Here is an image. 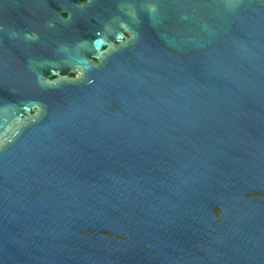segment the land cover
<instances>
[{"label": "water", "instance_id": "95a60500", "mask_svg": "<svg viewBox=\"0 0 264 264\" xmlns=\"http://www.w3.org/2000/svg\"><path fill=\"white\" fill-rule=\"evenodd\" d=\"M0 264H264V0H0Z\"/></svg>", "mask_w": 264, "mask_h": 264}, {"label": "flooded vegetation", "instance_id": "af4514ba", "mask_svg": "<svg viewBox=\"0 0 264 264\" xmlns=\"http://www.w3.org/2000/svg\"><path fill=\"white\" fill-rule=\"evenodd\" d=\"M123 34L126 36V37H132V35L128 32H125L123 31ZM126 37H123L122 40L123 41H126ZM115 44H118L119 41L118 40H115L114 41ZM109 48V44L108 45H105L103 46V49H108ZM90 59L96 63H100V59L99 57L97 56H91ZM68 76V77H71V78H78L80 77V73L78 71H75L74 73H71V72H63V71H58V74H55V75H51L49 77L50 80H56L58 77L60 76Z\"/></svg>", "mask_w": 264, "mask_h": 264}]
</instances>
